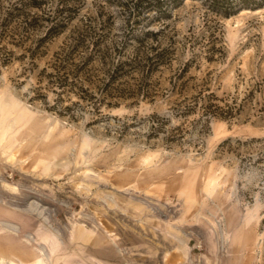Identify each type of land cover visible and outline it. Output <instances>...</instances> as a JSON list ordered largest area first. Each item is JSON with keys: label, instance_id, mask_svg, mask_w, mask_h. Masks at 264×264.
<instances>
[{"label": "rangeland", "instance_id": "rangeland-1", "mask_svg": "<svg viewBox=\"0 0 264 264\" xmlns=\"http://www.w3.org/2000/svg\"><path fill=\"white\" fill-rule=\"evenodd\" d=\"M89 21L123 60L147 29L177 50L152 72L127 64L95 104L47 77ZM0 252L264 264V0H0Z\"/></svg>", "mask_w": 264, "mask_h": 264}, {"label": "trees", "instance_id": "trees-1", "mask_svg": "<svg viewBox=\"0 0 264 264\" xmlns=\"http://www.w3.org/2000/svg\"><path fill=\"white\" fill-rule=\"evenodd\" d=\"M17 5L18 3H14L13 9L18 8ZM108 26L105 21L83 22L78 26L69 41L55 54L53 70L47 73L48 82L61 90H80L83 92V95L79 93L80 96L96 104L109 95L112 84L124 72L127 64L132 62V68L138 67L152 72L168 63L177 50V39L160 35L166 27L158 30L147 29L136 35L134 53L130 60H123L121 58L126 47H111L106 43L104 31ZM218 50L221 51V47L213 42L210 51L213 54ZM112 53H118L116 63L109 59ZM101 72L106 73L108 80L99 78ZM97 81H101V84L95 85L100 90V97L91 91V84L94 85Z\"/></svg>", "mask_w": 264, "mask_h": 264}, {"label": "bare ground", "instance_id": "bare-ground-1", "mask_svg": "<svg viewBox=\"0 0 264 264\" xmlns=\"http://www.w3.org/2000/svg\"><path fill=\"white\" fill-rule=\"evenodd\" d=\"M245 10H243V11H245ZM36 205H37V202H31V203H29L27 208L34 209L36 207ZM20 207L22 209H26V206H20ZM4 224L11 231H18L19 230V226L15 223L5 222ZM48 252H49V250H48ZM41 254L44 256H47V250H45V247L43 248V246L41 247ZM0 264H39V256L37 258L31 259L29 262L26 263V262L16 261L12 258H6L5 254L0 252Z\"/></svg>", "mask_w": 264, "mask_h": 264}]
</instances>
